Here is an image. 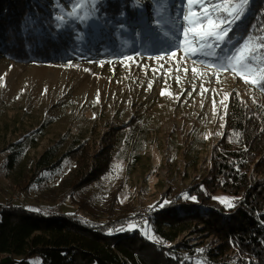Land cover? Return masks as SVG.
<instances>
[{"label": "rangeland", "instance_id": "rangeland-1", "mask_svg": "<svg viewBox=\"0 0 264 264\" xmlns=\"http://www.w3.org/2000/svg\"><path fill=\"white\" fill-rule=\"evenodd\" d=\"M180 5L171 6L164 42L140 45L139 38L115 36L95 16L87 23L71 20L82 28L76 36L82 49L75 60L23 64L0 58L1 205H24L48 215L76 214L94 224L125 212L134 215L135 209L169 201L206 177L211 167L210 148L222 135L221 125L228 111L219 103L225 93L239 94L264 115V94L234 78L231 72L221 73L217 81L210 68L197 66L198 72L208 75L193 76L191 61L179 62L183 52L178 51L171 59L165 55L181 39L175 27ZM60 7L65 12L71 9ZM84 10L89 7L85 5ZM122 33H126L125 28ZM108 39L114 42V48L107 46L108 42L104 48L100 46ZM156 55L165 58L150 59ZM125 56L133 60H125ZM201 85L209 89L203 95ZM132 118L145 130L125 131L108 172L72 189L79 165L63 156L77 144L87 142L89 152H95L109 127L122 126ZM47 149L62 161L53 170H36V160ZM214 197L231 198L214 193L213 201L218 205L222 204ZM135 221L136 216L132 223ZM200 229L195 226L164 245L185 243L192 250L181 251L183 256L215 249L219 239ZM145 230L149 236L158 237L150 225ZM237 256L236 250L226 252L230 261ZM31 262L39 264L40 259L35 256Z\"/></svg>", "mask_w": 264, "mask_h": 264}, {"label": "trees", "instance_id": "trees-1", "mask_svg": "<svg viewBox=\"0 0 264 264\" xmlns=\"http://www.w3.org/2000/svg\"><path fill=\"white\" fill-rule=\"evenodd\" d=\"M45 2L0 0V58L23 64H60L76 59L82 49L76 40L81 25L68 20L57 27L54 19L60 5L71 7L75 0ZM176 3L180 5L182 0H163L161 11L158 0H140V6L134 0H99L95 16L113 35L139 38L140 45H148L165 41L167 18H171L170 10ZM261 27L264 0H250L246 15L230 35L239 43L249 33L258 35ZM106 45L114 48L111 39L100 44L103 48ZM226 112L222 135L210 148L211 167L206 177L174 194L166 206L154 208L150 226L163 239L162 244L145 238L143 230L116 232V228L134 221L135 215L130 212L94 224L76 214L48 215L15 204H0V264H35L31 262L35 256L39 264H264V115L259 107H251L234 92ZM107 130L95 152H89L87 142L77 144L63 156L79 165L72 189L108 172L125 131L145 129L132 118ZM60 159L47 149L34 168L53 170ZM214 193L233 198L235 206L225 208L214 203ZM185 195L196 197V201L184 199ZM195 226L219 239L215 249L183 256L181 251L190 249L185 243L164 245ZM228 250L237 251L234 262L226 257Z\"/></svg>", "mask_w": 264, "mask_h": 264}, {"label": "snow or ice", "instance_id": "snow-or-ice-1", "mask_svg": "<svg viewBox=\"0 0 264 264\" xmlns=\"http://www.w3.org/2000/svg\"><path fill=\"white\" fill-rule=\"evenodd\" d=\"M134 3L140 6V0H134ZM158 3L161 11H163V0H158ZM98 4L99 0H75L70 11L65 12L61 9L60 13L54 17L57 21V27L63 26L68 20L87 23L88 20L95 17ZM249 4L250 0H182L179 10L180 18L175 21V27L179 29L181 39L165 55L171 59L177 56L178 51L183 52L179 62L190 60L191 64L194 65L191 68L193 76L208 75L206 72H198L197 66L210 68L211 74L217 77V81H219L221 73L231 72L234 78L239 77L246 85H250L264 94V27L259 29L258 35L249 33L239 43L234 42L233 37L230 35L234 26L246 15ZM85 5L89 6V10H84ZM202 57H210L212 60L202 59ZM164 58V55L150 57L153 60ZM124 59L132 61L133 57L125 56ZM184 71L187 72L188 68H184ZM177 82L179 83V77H177ZM208 91L209 89L201 85V95ZM211 91L214 92L215 89ZM161 95H165L164 90L161 91ZM188 95H191V93H188ZM229 99L230 94L225 93L219 102L220 105L227 109L228 105L225 104V101ZM253 102L255 103V100ZM213 115H216L215 99H213ZM216 135H220V133H216ZM184 199L196 201L194 196L185 195ZM214 199H217L225 208L235 206L231 198L214 197ZM169 203L165 200L150 207L162 208ZM136 227V224L129 222L126 226L116 228L115 231H133ZM108 234H111V232ZM142 235L158 245L163 243L158 237L149 236L147 230L143 231ZM199 251L202 253L203 249Z\"/></svg>", "mask_w": 264, "mask_h": 264}, {"label": "built area", "instance_id": "built-area-1", "mask_svg": "<svg viewBox=\"0 0 264 264\" xmlns=\"http://www.w3.org/2000/svg\"><path fill=\"white\" fill-rule=\"evenodd\" d=\"M13 201V200H12ZM11 201V203H12ZM16 201V200H14ZM22 208H25L24 205H21ZM153 210L150 207H144L135 209L133 211L134 215L136 216V221L134 224H136V230L142 231L144 230L148 225H150V217L153 214Z\"/></svg>", "mask_w": 264, "mask_h": 264}]
</instances>
